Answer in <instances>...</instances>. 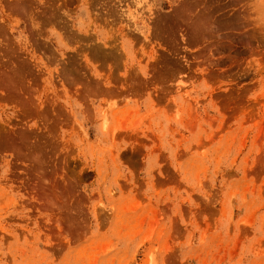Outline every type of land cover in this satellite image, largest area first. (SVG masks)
<instances>
[{"label":"rangeland","instance_id":"1","mask_svg":"<svg viewBox=\"0 0 264 264\" xmlns=\"http://www.w3.org/2000/svg\"><path fill=\"white\" fill-rule=\"evenodd\" d=\"M0 264H264V0H0Z\"/></svg>","mask_w":264,"mask_h":264},{"label":"bare ground","instance_id":"2","mask_svg":"<svg viewBox=\"0 0 264 264\" xmlns=\"http://www.w3.org/2000/svg\"><path fill=\"white\" fill-rule=\"evenodd\" d=\"M191 16V15H190ZM193 16V15H192ZM201 16V15H200ZM204 16V15H203ZM202 17V16H201ZM203 18V17H202ZM205 19V18H204ZM198 21V20H197ZM206 21V20H205ZM193 23V22H192Z\"/></svg>","mask_w":264,"mask_h":264}]
</instances>
